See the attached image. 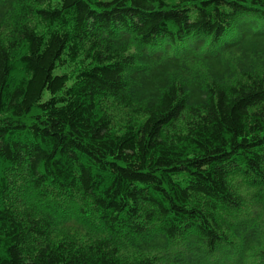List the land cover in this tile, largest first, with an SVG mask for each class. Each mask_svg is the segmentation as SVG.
<instances>
[{
    "label": "trees",
    "instance_id": "obj_1",
    "mask_svg": "<svg viewBox=\"0 0 264 264\" xmlns=\"http://www.w3.org/2000/svg\"><path fill=\"white\" fill-rule=\"evenodd\" d=\"M0 264H264V0H0Z\"/></svg>",
    "mask_w": 264,
    "mask_h": 264
},
{
    "label": "rangeland",
    "instance_id": "obj_2",
    "mask_svg": "<svg viewBox=\"0 0 264 264\" xmlns=\"http://www.w3.org/2000/svg\"><path fill=\"white\" fill-rule=\"evenodd\" d=\"M64 71V70H63Z\"/></svg>",
    "mask_w": 264,
    "mask_h": 264
}]
</instances>
